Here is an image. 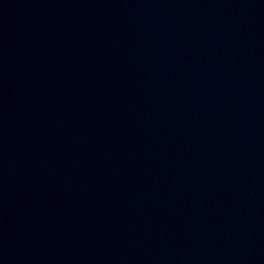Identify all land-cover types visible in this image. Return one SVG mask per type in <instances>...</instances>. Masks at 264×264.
<instances>
[{"label":"water","instance_id":"95a60500","mask_svg":"<svg viewBox=\"0 0 264 264\" xmlns=\"http://www.w3.org/2000/svg\"><path fill=\"white\" fill-rule=\"evenodd\" d=\"M0 264H264V0H0Z\"/></svg>","mask_w":264,"mask_h":264}]
</instances>
